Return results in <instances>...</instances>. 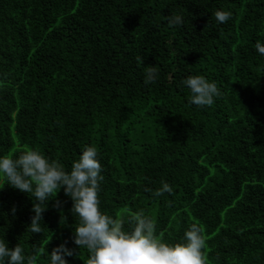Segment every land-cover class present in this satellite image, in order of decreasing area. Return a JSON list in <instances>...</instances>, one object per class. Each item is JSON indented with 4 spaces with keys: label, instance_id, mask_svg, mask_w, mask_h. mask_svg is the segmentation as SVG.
Here are the masks:
<instances>
[{
    "label": "trees",
    "instance_id": "trees-1",
    "mask_svg": "<svg viewBox=\"0 0 264 264\" xmlns=\"http://www.w3.org/2000/svg\"><path fill=\"white\" fill-rule=\"evenodd\" d=\"M217 10L233 15L219 24ZM172 14L184 24L170 27ZM257 40H264V0H0V155L30 147L70 170L93 146L105 177L101 209L126 229L143 210L161 241L177 243L195 223L206 264H264ZM149 65L159 70L153 84L144 82ZM189 75L218 84L212 106L189 104L182 84ZM0 181V236L10 247L45 248L39 264H48L47 248L77 247L63 190L49 202L43 232L32 234V199ZM162 182L172 193L153 198L147 189ZM68 260L84 264L78 255Z\"/></svg>",
    "mask_w": 264,
    "mask_h": 264
},
{
    "label": "clouds",
    "instance_id": "clouds-1",
    "mask_svg": "<svg viewBox=\"0 0 264 264\" xmlns=\"http://www.w3.org/2000/svg\"><path fill=\"white\" fill-rule=\"evenodd\" d=\"M214 15L217 23L224 24L233 13L217 10ZM167 19L170 27L184 24L182 14H172ZM254 47L260 56H264V40H257ZM137 61L144 63L139 56ZM144 74L145 84H153L159 78L156 66H146ZM182 84L190 92L189 104L198 108L212 106L222 95L218 84L210 82L204 75H189ZM102 171L98 151L93 146L83 149L70 170L30 147L14 157L0 155V178L6 181L5 186L26 193L32 199L35 215L27 233L43 232L44 213L61 190L72 201L70 212L76 221L72 226V243L77 247L70 248L65 241L51 252L47 248L48 264H69L68 257L74 255H78L84 264H206V240L199 225L192 224L184 232L181 242L168 243L158 238L155 221L143 210L130 215L128 229L124 220L103 211L100 193L105 177ZM147 191L152 192L153 198H159L172 193L173 188L162 182L160 188ZM57 207H60L59 201ZM65 221L67 216L61 209V224ZM82 250L86 251V257H82ZM45 251V248L33 245L32 252L28 253L21 243L12 248L6 238L0 236V264H39L40 255Z\"/></svg>",
    "mask_w": 264,
    "mask_h": 264
}]
</instances>
